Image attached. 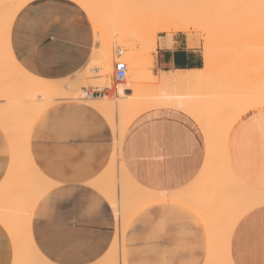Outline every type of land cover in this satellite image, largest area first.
<instances>
[{
	"label": "bare ground",
	"instance_id": "6f19581e",
	"mask_svg": "<svg viewBox=\"0 0 264 264\" xmlns=\"http://www.w3.org/2000/svg\"><path fill=\"white\" fill-rule=\"evenodd\" d=\"M33 1L0 0V128L11 151L9 170L0 184V224L10 234L14 264H51L36 250L30 236L34 207L53 184L31 160L29 134L46 109L66 101H81L99 112L113 136L110 163L90 184L109 202L116 221L112 244L97 264H127L123 243L128 225L144 209L166 203L182 205L201 223L208 241L204 264H232L229 245L234 226L247 212L264 206V190L242 183L226 160L231 128L245 114L264 108L262 0H67L85 12L93 29L94 46L83 69L61 81L31 75L12 54L13 22ZM204 19L215 28H238L247 37L244 53L229 56L219 64L218 74L224 84H209L218 69L213 49L204 41H199L203 47L201 69L158 71L155 76L152 55L158 47L157 34H187ZM187 36L190 44L192 39ZM244 58L252 72L243 70H247ZM114 60L127 66L125 80L115 89ZM242 64L240 72H246L247 77H238L249 79V86L233 84ZM147 68L150 70L144 72ZM91 83L94 88L113 91L101 98L84 99L80 86ZM158 109L176 110L191 118L205 141L206 160L198 178L187 189L172 193H156L140 186L126 172L121 157L123 137L130 124Z\"/></svg>",
	"mask_w": 264,
	"mask_h": 264
},
{
	"label": "crops",
	"instance_id": "0c3cea01",
	"mask_svg": "<svg viewBox=\"0 0 264 264\" xmlns=\"http://www.w3.org/2000/svg\"><path fill=\"white\" fill-rule=\"evenodd\" d=\"M157 44L154 73L203 67V49L193 41L189 44L187 37L160 36ZM10 45L28 73L61 81L87 64L94 33L85 12L73 3L35 0L17 14ZM113 150L109 124L84 102L57 103L36 119L29 153L53 187L34 207L30 236L51 264H97L107 254L116 221L109 202L90 184L106 171ZM121 157L126 172L140 186L172 193L187 189L198 178L206 160L205 141L197 124L182 112L152 110L127 128ZM226 160L242 183L264 190V108L245 114L231 128ZM10 163V143L0 128V184ZM134 219L135 227L128 231ZM10 239L0 224V264L15 262ZM229 247L232 264H264V206L239 219ZM123 252L127 264H204L208 241L199 220L182 205L157 204L132 219Z\"/></svg>",
	"mask_w": 264,
	"mask_h": 264
},
{
	"label": "rangeland",
	"instance_id": "374dc122",
	"mask_svg": "<svg viewBox=\"0 0 264 264\" xmlns=\"http://www.w3.org/2000/svg\"><path fill=\"white\" fill-rule=\"evenodd\" d=\"M206 19H208V18H206ZM206 19L200 21L198 24L193 25V27H191L192 29H190L189 33H187V34L177 33V34H181L182 36L187 37V38H188L187 35H189L191 37L192 41L194 43H196L197 45H200L199 44L200 42L201 43L206 42L213 49L212 52L214 53V64L217 63L216 67H217L218 70L216 71V74L214 75V78H212L209 81V84H215V85H217V86L219 85L221 87L224 84V82H223L224 79H221L222 77L220 76V74H218L220 72L219 71V66H220L219 64L222 63L224 60L226 61V58H228L229 56H232V55H234L236 53H242V52L244 53L247 50V48H248L247 47V45H248L247 44L248 43L247 42V37H246L245 33L243 31H241L240 29H238V28H235V27H232V26L231 27H218L217 26L215 28V26L210 25V23ZM232 31H233V33H232ZM220 33H222V35ZM165 35H170L171 36V35H174V34L158 33L157 37L165 36ZM206 39H208V40H206ZM218 39H220V41ZM227 42H229V44ZM200 46H197V47L200 48L201 51H202V48H201L202 46L201 47ZM116 50H117V46L115 45L114 48H113L114 57H116ZM229 59H231V58H229ZM116 62L117 61L114 60V64ZM243 63L246 66L247 70L243 69L244 67H243V64H242V68L241 67L237 68L239 74H237V73H235V74L230 73V74H233L234 76L237 74V76L234 77V79H233V84L240 85V86H249V83H250L249 79H246V80L243 79L244 80L243 81L240 78L243 75L246 78L247 76H245V73L246 72L248 73V70H250V68L248 66L247 58H244ZM114 64H113V76H112L113 84H112V88L115 89L117 84L114 82ZM242 69L244 71H246V72H244V73L240 72V71H243ZM145 70L148 71L150 69L147 68V69H144L143 71L146 72ZM250 72H252V70H250ZM153 74L155 76L158 75V73L157 74L154 73V69H153ZM239 75H240V77H238ZM237 77H238V79H241L243 83L241 82V80L238 81ZM239 82H241V83H239ZM151 84L149 83V87L152 86ZM146 85L148 87V84H146ZM89 87H96V86L93 83L80 86L81 91H82L81 94L83 95V90L87 89ZM152 89H154V88H152ZM150 90H151V88H150ZM109 91H113V90L109 88ZM154 91H155V89H154ZM0 104H3L2 100H0ZM134 227H135V219L131 223V226H130L128 231H130Z\"/></svg>",
	"mask_w": 264,
	"mask_h": 264
},
{
	"label": "built area",
	"instance_id": "2783aa9c",
	"mask_svg": "<svg viewBox=\"0 0 264 264\" xmlns=\"http://www.w3.org/2000/svg\"><path fill=\"white\" fill-rule=\"evenodd\" d=\"M120 65H123V70L120 68ZM127 66L125 63L119 61L114 64V82L118 85L123 83L126 77ZM109 92V88H94L89 87L83 90V98L91 99V98H101L107 95Z\"/></svg>",
	"mask_w": 264,
	"mask_h": 264
},
{
	"label": "snow or ice",
	"instance_id": "6c2138e0",
	"mask_svg": "<svg viewBox=\"0 0 264 264\" xmlns=\"http://www.w3.org/2000/svg\"><path fill=\"white\" fill-rule=\"evenodd\" d=\"M84 5H82V7H83ZM151 6V5H150ZM185 6H189V7H196L197 5H185ZM261 7L262 8H264V0H262V3H261ZM18 18V17H17ZM0 27H2V26H0ZM123 65H120V68L123 70Z\"/></svg>",
	"mask_w": 264,
	"mask_h": 264
}]
</instances>
